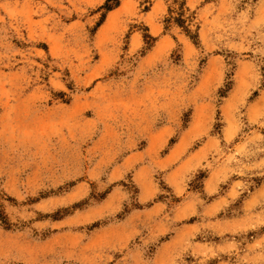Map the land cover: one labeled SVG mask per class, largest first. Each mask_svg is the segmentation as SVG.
Returning a JSON list of instances; mask_svg holds the SVG:
<instances>
[{"label":"rangeland","instance_id":"rangeland-1","mask_svg":"<svg viewBox=\"0 0 264 264\" xmlns=\"http://www.w3.org/2000/svg\"><path fill=\"white\" fill-rule=\"evenodd\" d=\"M156 1L0 0V264H264V0Z\"/></svg>","mask_w":264,"mask_h":264},{"label":"crops","instance_id":"crops-1","mask_svg":"<svg viewBox=\"0 0 264 264\" xmlns=\"http://www.w3.org/2000/svg\"><path fill=\"white\" fill-rule=\"evenodd\" d=\"M93 1H96V5L98 7H102L106 2H108L110 0H93ZM156 2H158V0ZM125 5H127V1H122V3L119 4V5H117L116 8L114 7V9H112L111 11H108V13L106 14V17L104 19V22L102 23L101 28H100L102 31L108 29L109 26L111 25V20H112V16L111 15L114 13V11H116L117 8H118L117 11L120 10V9H122V8H124ZM143 23H144V25L146 27L149 28V33L150 34L153 35V34H156L157 33V31L159 29L158 26H157V24H155V25L154 24H151L150 22H148L147 19H144V22ZM129 34H130V38H134L137 35H139V32H137V29H133V30H131V32Z\"/></svg>","mask_w":264,"mask_h":264}]
</instances>
